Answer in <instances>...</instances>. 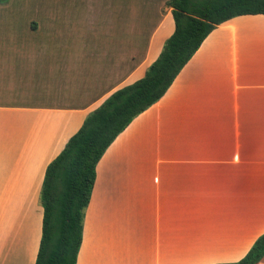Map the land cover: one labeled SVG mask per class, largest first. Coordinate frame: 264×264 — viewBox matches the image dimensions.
<instances>
[{"label": "crops", "instance_id": "0c3cea01", "mask_svg": "<svg viewBox=\"0 0 264 264\" xmlns=\"http://www.w3.org/2000/svg\"><path fill=\"white\" fill-rule=\"evenodd\" d=\"M167 1L45 0L26 30L0 4V80L14 81L0 82V264L35 263L47 165L158 57L174 31ZM263 233L264 15H243L105 151L76 264H228Z\"/></svg>", "mask_w": 264, "mask_h": 264}, {"label": "trees", "instance_id": "16d2710c", "mask_svg": "<svg viewBox=\"0 0 264 264\" xmlns=\"http://www.w3.org/2000/svg\"><path fill=\"white\" fill-rule=\"evenodd\" d=\"M174 31L144 76L113 92L85 117L62 151L47 165L39 202L42 232L34 264H76L84 212L105 151L141 113L158 102L177 75L220 24L243 15H264V0H168ZM264 257V233L242 259L228 264H257Z\"/></svg>", "mask_w": 264, "mask_h": 264}, {"label": "rangeland", "instance_id": "374dc122", "mask_svg": "<svg viewBox=\"0 0 264 264\" xmlns=\"http://www.w3.org/2000/svg\"><path fill=\"white\" fill-rule=\"evenodd\" d=\"M45 0H0L1 7L4 8L6 11H2V14H4V18H6L5 23L9 24V18L13 19L12 27L13 28H20L26 30L27 21L28 19H36L37 21L42 19L43 16V2ZM104 3V2H102ZM141 4H144L142 1ZM106 7V5L103 6V8ZM149 7L151 9L156 8L154 2L149 4ZM134 8V4H133ZM105 13V12H104ZM79 14V13H78ZM154 14V13H152ZM75 15V14H73ZM103 13L100 12V16H102ZM151 15V14H150ZM35 39H37L35 37ZM42 39V37H41ZM20 60H24L26 62L28 61H35L37 60V55L41 56V54L37 53H20ZM37 62V61H35ZM30 63V62H28ZM7 78V77H5ZM1 82V88H4V86H12L14 81L5 80L4 78L0 80ZM21 83H24L21 81ZM26 84V83H25ZM21 87V86H20ZM16 89V86H14Z\"/></svg>", "mask_w": 264, "mask_h": 264}]
</instances>
